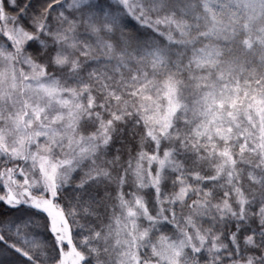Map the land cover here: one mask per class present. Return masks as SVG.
Instances as JSON below:
<instances>
[{
    "label": "snow or ice",
    "instance_id": "1",
    "mask_svg": "<svg viewBox=\"0 0 264 264\" xmlns=\"http://www.w3.org/2000/svg\"><path fill=\"white\" fill-rule=\"evenodd\" d=\"M0 264H264V0H0Z\"/></svg>",
    "mask_w": 264,
    "mask_h": 264
}]
</instances>
